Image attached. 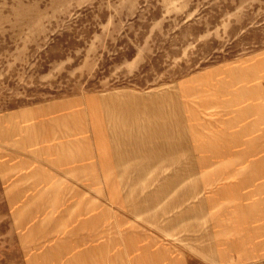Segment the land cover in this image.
<instances>
[{
	"label": "rangeland",
	"instance_id": "374dc122",
	"mask_svg": "<svg viewBox=\"0 0 264 264\" xmlns=\"http://www.w3.org/2000/svg\"><path fill=\"white\" fill-rule=\"evenodd\" d=\"M49 117L78 179L41 162L54 187H2ZM236 203L264 213V0H0V264H116L123 229L201 264Z\"/></svg>",
	"mask_w": 264,
	"mask_h": 264
},
{
	"label": "crops",
	"instance_id": "0c3cea01",
	"mask_svg": "<svg viewBox=\"0 0 264 264\" xmlns=\"http://www.w3.org/2000/svg\"><path fill=\"white\" fill-rule=\"evenodd\" d=\"M49 119L52 118L49 117L48 122L44 126L45 129H48V132L55 129L54 123L50 122ZM48 132L47 134L45 133L44 140L42 141L43 149L34 150L37 142L35 139H29V143L32 144L33 148L28 149V143L27 150L16 152L17 150L14 151L13 149L11 152L7 153V155H4L5 165H11L12 168L15 169L13 171L15 173L11 175V179L7 180L2 187H54L47 179H45V184L31 183L33 178L31 173L33 171L37 169L46 171V169L41 166V162L50 166L48 171L51 173H55L56 170L61 173L69 172L71 177L76 180L78 179L77 137L71 138V140L67 141L64 145L63 143L57 144L52 140L54 136ZM58 147H61V150H59ZM14 148H16L15 144ZM89 157L93 158L92 153L89 154ZM23 164L26 165V167L20 168L19 165ZM39 165L41 167H38ZM75 186L77 185L75 184ZM5 198H8V195ZM7 201L9 203H14L12 199H7L6 202ZM236 205V215H212V236L207 237V234H205L206 229H201V231H204L203 234L197 236L201 264H264V213L262 214L259 211H255L253 204L236 203ZM12 213H16V211L13 210ZM71 217L73 218V215H71ZM75 218L78 217L75 216ZM199 231L200 230H198V232ZM126 234L124 229L122 232L119 231V253L116 264H191L189 248L184 247V245H182V255L177 258L172 254L171 244H166L160 249H157V247L153 249L150 248L148 250L150 254L148 255L142 253L139 239L133 244H126ZM134 236L136 235L134 234ZM74 241L75 242L72 241V243H75V245L80 248L87 242H92L93 240L85 239L77 235ZM29 242L28 240H24L23 247L29 245ZM55 243V241L52 243L46 240L42 244H37L39 246L37 251L43 253L45 261L50 259L52 253H55V249L52 246V244L55 245ZM32 245H35V243ZM150 246L152 247L153 245L151 244ZM111 249L112 247L109 244L106 245L105 249L102 248L100 257L104 264H110V259L112 258L110 255ZM23 250L29 251L30 249L23 248ZM126 252L132 255L130 259H127V262L125 259ZM39 255L41 256L42 254L39 253ZM42 259L43 256L41 261Z\"/></svg>",
	"mask_w": 264,
	"mask_h": 264
}]
</instances>
